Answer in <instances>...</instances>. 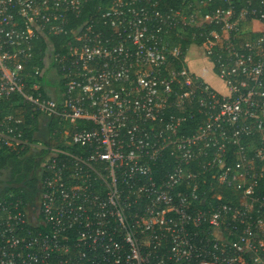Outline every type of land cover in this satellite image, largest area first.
I'll return each mask as SVG.
<instances>
[{
	"label": "built area",
	"instance_id": "1",
	"mask_svg": "<svg viewBox=\"0 0 264 264\" xmlns=\"http://www.w3.org/2000/svg\"><path fill=\"white\" fill-rule=\"evenodd\" d=\"M89 1L0 0V149L33 142L13 106L59 131L0 264H264V0Z\"/></svg>",
	"mask_w": 264,
	"mask_h": 264
},
{
	"label": "trees",
	"instance_id": "2",
	"mask_svg": "<svg viewBox=\"0 0 264 264\" xmlns=\"http://www.w3.org/2000/svg\"><path fill=\"white\" fill-rule=\"evenodd\" d=\"M106 1L108 0H91L86 6V10L93 5L104 3ZM232 2L235 5L236 9H238L241 5L245 3L242 0H232ZM256 2L257 0H252L253 4ZM209 3L210 4L205 8L206 11L214 10L217 7L227 6V2L223 0H211ZM64 37L65 36L61 35H53L52 39L55 49H59V43H61V39H63ZM198 41L200 42L201 40L199 39ZM186 44L187 41H182L183 46H185ZM43 46L44 44L42 43V47ZM32 122L34 123H32L31 127H29V125L27 126L24 121L20 125V127L23 128L24 137L27 138L28 141L34 140V133L37 130L35 121ZM55 127L56 119L52 118L50 119L49 125L47 127V134L48 137H50L51 139L53 137H56V135H58L59 133V131L56 130ZM27 152V145L20 149H0V169L7 167L8 165H12V168L14 169L13 171L21 172V178L26 179L25 185L22 187L7 188L6 190H3L0 193V199H2L6 193L13 192L16 195H19L24 200V202L34 203L39 192V187L37 184V178L34 177V174H31V172H35L36 168L39 165V157L42 155L43 152L41 151L37 155H27ZM165 170H167V165ZM259 184L264 187V177H261Z\"/></svg>",
	"mask_w": 264,
	"mask_h": 264
},
{
	"label": "rangeland",
	"instance_id": "3",
	"mask_svg": "<svg viewBox=\"0 0 264 264\" xmlns=\"http://www.w3.org/2000/svg\"><path fill=\"white\" fill-rule=\"evenodd\" d=\"M186 3L188 4V1ZM188 40L192 41V42L195 41L198 44V42H197L198 40L197 39L193 40L191 36ZM197 46H199V47H196L194 45V47L196 49H193V50L197 51L196 54L201 52V49H202V45H197ZM193 60H197V57H195V59H193ZM191 68L195 72L200 74L204 79L208 80L209 83L211 85H213L215 88L220 89V90L224 89L222 83L214 77L209 66H207V65L204 66L203 64H200L199 62L195 61V62L191 63ZM212 77H214L213 78L214 82L212 81ZM47 83L49 85H53V84H55V81L52 78H47ZM10 111L13 114L19 116L25 122V124L27 126L29 125V127H31L32 123H34L32 121H35L37 130L34 133L33 142H31L30 145L28 146L27 155H29V154L37 155L38 153H40V149H39L40 145H43V144H45L46 141H48L47 127L49 125L50 119L41 115V113L34 111L30 107H27V106L22 105V104H20L19 106H13L10 109ZM255 165H257V164L255 163ZM259 168L263 169V168H261V166H259ZM0 175H2L1 171H0ZM34 177H35V172H34ZM257 180H258V178L248 179L245 181V183L247 181H249L254 186L255 183H258ZM259 187L261 188V190H264V187H262L261 185H259ZM204 190L206 192L210 193L209 197L213 196V194L215 192V193H217L216 195H218V196L220 195L221 197L229 198L227 196L229 194V192H227V191L225 192L224 189H221V188H217V187L212 186V187H207ZM203 202H204V199H203Z\"/></svg>",
	"mask_w": 264,
	"mask_h": 264
},
{
	"label": "flooded vegetation",
	"instance_id": "4",
	"mask_svg": "<svg viewBox=\"0 0 264 264\" xmlns=\"http://www.w3.org/2000/svg\"><path fill=\"white\" fill-rule=\"evenodd\" d=\"M2 169L6 170L5 178L9 179V183H21V186H19V187H22L25 185L26 179L21 178V172L13 171L14 169L12 168V165H8L7 167L1 168L0 171ZM1 173H2V171H1ZM31 174H34V172L32 171ZM6 189L7 188H5L4 190H6Z\"/></svg>",
	"mask_w": 264,
	"mask_h": 264
},
{
	"label": "water",
	"instance_id": "5",
	"mask_svg": "<svg viewBox=\"0 0 264 264\" xmlns=\"http://www.w3.org/2000/svg\"><path fill=\"white\" fill-rule=\"evenodd\" d=\"M2 175H0V193L5 189V188H18L21 186V183H9V179L5 178V173L6 170L2 169Z\"/></svg>",
	"mask_w": 264,
	"mask_h": 264
},
{
	"label": "crops",
	"instance_id": "6",
	"mask_svg": "<svg viewBox=\"0 0 264 264\" xmlns=\"http://www.w3.org/2000/svg\"><path fill=\"white\" fill-rule=\"evenodd\" d=\"M195 53H196V50H193V48L190 49L189 52H188L189 56H190L192 59H195V57H196V56H195ZM193 61H194V62H195V61L199 62V61H198V58H197V60H193ZM199 75H200V74H199ZM200 76H201V75H200ZM201 77H202V76H201ZM214 77H215V76H214ZM214 77H212V81H213V82H214V79H213ZM215 78H216V77H215ZM216 79H217V78H216ZM204 80L207 81V82L209 83L208 80H206V79H204ZM217 80H218V79H217ZM209 84H210V83H209ZM210 85H211V84H210ZM212 86H213V85H212ZM213 87H214V86H213Z\"/></svg>",
	"mask_w": 264,
	"mask_h": 264
}]
</instances>
